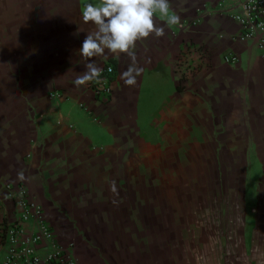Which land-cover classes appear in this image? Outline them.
Masks as SVG:
<instances>
[{"label": "crops", "instance_id": "obj_1", "mask_svg": "<svg viewBox=\"0 0 264 264\" xmlns=\"http://www.w3.org/2000/svg\"><path fill=\"white\" fill-rule=\"evenodd\" d=\"M7 1L10 91L34 97L31 102L0 105V211L7 221L14 216L3 187L20 182L42 208L56 238L65 242L63 230L55 226L61 223L57 216L64 215L57 211L61 197L83 201L81 187H73L80 183L77 177L97 175L113 186L115 161L132 144L146 153L152 147L163 150L168 143L195 142L196 137L232 144L264 135V59L252 42L235 39L237 0H170L180 24L165 26L162 37L138 41L134 61L127 54L91 58L99 67L112 68L107 101L93 99L87 85L73 83L89 62L78 49L93 28L83 23L81 9L98 0H4L6 9ZM156 19L165 23L159 15ZM226 53L237 62L225 64ZM130 65L140 70L132 86L122 79ZM54 92L66 99L51 103L48 96ZM142 125L153 141L146 142ZM3 256L0 249V260ZM76 260L196 264L180 260L175 248L145 246L92 247Z\"/></svg>", "mask_w": 264, "mask_h": 264}, {"label": "rangeland", "instance_id": "obj_2", "mask_svg": "<svg viewBox=\"0 0 264 264\" xmlns=\"http://www.w3.org/2000/svg\"><path fill=\"white\" fill-rule=\"evenodd\" d=\"M9 4L6 9L0 0L1 106L34 98L10 91ZM58 97H50L51 103L59 104ZM140 128L146 142L153 141ZM247 140L230 144L196 137L146 153L132 144L126 148L132 152L115 161L113 186L97 175L76 178L80 183L73 187H81L84 199L77 204L61 197L57 211L64 215L55 226L76 257L92 247L145 246L175 248L180 260L196 264H264V135Z\"/></svg>", "mask_w": 264, "mask_h": 264}, {"label": "built area", "instance_id": "obj_3", "mask_svg": "<svg viewBox=\"0 0 264 264\" xmlns=\"http://www.w3.org/2000/svg\"><path fill=\"white\" fill-rule=\"evenodd\" d=\"M237 6L238 11L233 19L239 32L235 39L239 42H252L264 59V0H237ZM222 61L225 64H235L237 58L226 53L222 56ZM101 68V80L104 83L98 85L90 82L87 87L91 90L93 99L107 101L111 96L112 68L108 65ZM56 94L59 100L66 99L58 92L48 97ZM86 114L90 116L89 112ZM3 189L12 205L14 217L7 221L0 211V249L4 252L0 264H78L73 245L56 238L42 208L29 195L26 186L20 182L7 183ZM25 226L29 230H25Z\"/></svg>", "mask_w": 264, "mask_h": 264}, {"label": "clouds", "instance_id": "obj_4", "mask_svg": "<svg viewBox=\"0 0 264 264\" xmlns=\"http://www.w3.org/2000/svg\"><path fill=\"white\" fill-rule=\"evenodd\" d=\"M84 24H91L92 30L86 33L78 52L88 60L84 71L76 76L73 83L84 86L90 82L100 85L103 69L93 57L108 55L119 56L127 54L135 60L133 49L138 41L150 36H164L165 26L180 24V16L172 10L170 0H98L97 3L87 2L81 9ZM157 15L164 19V24H158ZM140 70L130 65L123 73L122 79L128 86L135 84ZM23 180V172L18 173Z\"/></svg>", "mask_w": 264, "mask_h": 264}]
</instances>
